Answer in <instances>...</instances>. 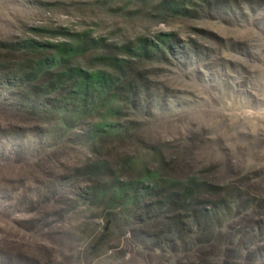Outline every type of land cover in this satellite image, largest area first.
Here are the masks:
<instances>
[{"label":"rangeland","instance_id":"374dc122","mask_svg":"<svg viewBox=\"0 0 264 264\" xmlns=\"http://www.w3.org/2000/svg\"><path fill=\"white\" fill-rule=\"evenodd\" d=\"M0 264H264V0H0Z\"/></svg>","mask_w":264,"mask_h":264}]
</instances>
